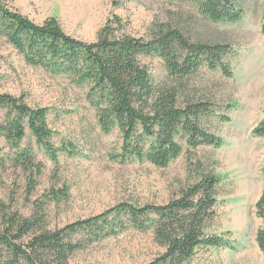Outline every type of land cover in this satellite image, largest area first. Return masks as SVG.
Segmentation results:
<instances>
[{"label": "rangeland", "instance_id": "1", "mask_svg": "<svg viewBox=\"0 0 264 264\" xmlns=\"http://www.w3.org/2000/svg\"><path fill=\"white\" fill-rule=\"evenodd\" d=\"M243 9L238 22H212L191 4L177 0H9L11 10L40 24L54 17L63 31L93 42L107 22L118 17L125 33L147 35L153 22L179 25L193 37L231 47L227 59L232 76L200 67L182 85L184 95L205 99L215 112L228 116L205 123L222 144L188 149L166 167L143 162L120 163L117 130L103 133L84 88L69 78L28 65L0 36V93L23 96L31 106L49 107L48 125L58 151L53 160L29 130L20 149L31 151L34 166L0 165V223L17 212L30 217L35 208L48 229L97 215L119 202L164 204L202 173L218 178L215 215L208 230L229 238L234 246L201 248L187 264H264L255 241L264 226L254 203L264 191V139L251 134L264 117V0H236ZM151 75L164 77L159 58L145 59ZM226 108L229 110L226 111ZM1 116V113H0ZM0 136V156L13 154ZM65 190L55 197L53 191ZM75 239L79 235H74ZM163 252L151 230L128 228L86 243L74 251L69 264H147Z\"/></svg>", "mask_w": 264, "mask_h": 264}, {"label": "trees", "instance_id": "2", "mask_svg": "<svg viewBox=\"0 0 264 264\" xmlns=\"http://www.w3.org/2000/svg\"><path fill=\"white\" fill-rule=\"evenodd\" d=\"M177 1L191 4L212 22H238L244 14L236 0ZM8 2L0 0V36L28 65L66 76L84 88L100 130L119 134V150L113 156L118 162L166 167L181 155L183 144L188 149L222 144L205 126L219 115L212 103L184 95L182 85L200 67L231 77L227 56L232 50L227 44L197 39L179 25L159 21L151 24L145 37H136L122 30L118 17L107 20L96 39L87 43L65 33L56 18L37 24L11 10ZM260 30L264 35V18ZM154 57L161 60L162 79L154 78L145 62ZM50 110L29 105L23 96L0 93V136L14 152L0 156V165L8 160L24 169L34 166L31 151L19 148L26 130L56 160ZM218 119L229 120L225 114ZM251 134L264 139V117ZM217 184L213 173H202L164 204L119 202L56 229L46 227L38 208L30 217L12 212L0 223V264H69L71 254L86 243L128 228L151 230L163 248L147 264H187L201 248L233 249L229 238L208 230L215 215ZM53 193L56 198L66 195L65 190ZM254 213L264 223V191L254 203ZM255 241L264 254V226L256 231Z\"/></svg>", "mask_w": 264, "mask_h": 264}]
</instances>
